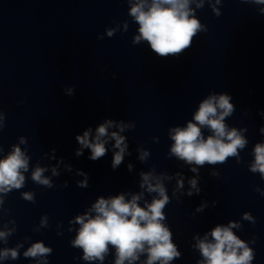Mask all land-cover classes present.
<instances>
[{
  "label": "water",
  "instance_id": "obj_1",
  "mask_svg": "<svg viewBox=\"0 0 264 264\" xmlns=\"http://www.w3.org/2000/svg\"><path fill=\"white\" fill-rule=\"evenodd\" d=\"M212 5L219 9L218 17ZM190 7L208 31L198 33L181 56L164 58L146 41L133 44L139 26L130 15L129 0H0V112L6 116L0 159L14 145L30 158L24 187L0 194V231L12 230L6 242L0 239V252H18L16 259L9 256L0 264H42L41 257L24 256L38 242L52 249L44 258L48 264H115L111 246L103 262L83 260V250L71 244L80 227L75 218L100 197L123 194L130 200L143 193L141 206L150 203L156 194L140 187V174L150 171L171 177L163 179L170 198L164 223L181 253L171 264H197L203 259L197 238L208 234L211 240L213 228L230 222L240 225L232 231L253 250L251 264H264V195L256 191L264 192V179L250 171L255 145L264 143V14L259 11L264 5L204 0L202 8L196 2ZM107 29L115 34L108 37ZM68 87H74V95L65 93ZM223 93L235 108L225 123L248 141L239 150V163L229 158L198 167L170 156V130L186 127L208 95ZM107 119L135 124L120 133L128 148L115 170L111 163L118 149L112 139L97 161L89 159L88 148L76 155L81 147L76 135L91 128L94 136ZM117 130L110 128L109 134ZM202 132L205 138L211 134L206 128ZM20 137L27 143L20 144ZM141 150L149 153L143 162ZM37 166L47 169L44 176L52 188L32 181ZM193 178L200 192L188 196ZM85 179L87 186L80 187ZM180 179L183 189L174 195ZM25 192L34 194L35 203L22 198ZM245 213L254 223L243 219ZM146 259L141 255L134 264Z\"/></svg>",
  "mask_w": 264,
  "mask_h": 264
},
{
  "label": "clouds",
  "instance_id": "obj_2",
  "mask_svg": "<svg viewBox=\"0 0 264 264\" xmlns=\"http://www.w3.org/2000/svg\"><path fill=\"white\" fill-rule=\"evenodd\" d=\"M129 2L130 15L139 26V34L133 38V44L146 41L151 51L159 57L181 56L192 47L198 33L208 31V28L195 17L194 10L190 7L191 3L196 2V7L202 8L204 0H135L134 3L129 0ZM241 2L264 5V0H241ZM215 3L220 4L221 0H215ZM212 8L213 13L218 17L221 14L219 9L215 5H212ZM259 11L264 14V8ZM125 29H127L126 24ZM115 31V29H107L106 34L112 37ZM103 38V36L98 37V39ZM64 91L69 96L75 94L74 87H68ZM231 99L227 93L210 94L203 99L186 127H175L170 130V138L174 141L170 156L198 167L206 164L213 166L224 164L229 158H236L239 163V150L244 149L248 141L240 131L236 128L230 129L225 123V119L235 111ZM261 116L264 117V112ZM5 119V114L0 112V130L5 127ZM134 127V122L126 124L123 121L107 119L95 129L94 136L91 135L92 129L88 128L82 135L75 137L81 146L77 149L76 155H83V149L88 148L91 150L89 159L97 161L106 155L107 139H112L115 141L114 147L118 149L113 154L111 163L112 169L115 170L123 162L128 148L126 138L120 133ZM110 128L118 130L109 134ZM205 128L211 132L206 138L202 132ZM261 132H264V128H261ZM26 143V139L20 137V144ZM0 151H3L2 147ZM254 155L255 161L250 166V171L259 172L261 179H264V143L255 145ZM148 156L147 151L141 150L139 159L143 162ZM29 159L18 145H14L12 150L0 159V194L6 196L13 189L19 190L24 187V173L28 171ZM198 167L191 168V171L198 172ZM128 169L131 171V164L128 165ZM46 170L37 166L31 174V179L37 185L52 188L54 186L52 180L44 176ZM52 173L53 176L59 175L55 168L52 169ZM79 174L84 175V173ZM140 175V187L148 194H156L150 203L145 200L144 206H141L143 193L132 195L130 200H126L123 194L109 199L100 197L88 212L75 218V223L80 227L71 244L83 250V260L103 262L109 253V246L115 249V264H125V262L134 264L144 254L147 256L145 264H171L173 260L180 258L181 253L177 250L178 246L173 243L172 232L164 223L166 215L163 210L170 203V198L163 179L170 180L171 177L157 176L151 171L142 172ZM211 175L219 176V173L213 171ZM188 183L190 188L187 195H193V190L199 194L197 179H190ZM79 186L86 187L87 179L80 182ZM183 186V180H178L173 194L183 189ZM256 191L264 195L259 188ZM22 198L35 203L34 194L31 192L22 193ZM3 203V197L0 196V205ZM203 207L204 205H201L197 211H202ZM243 219L253 221L248 213L244 214ZM41 224L46 226L47 216L42 218ZM238 227L240 225L235 222H230L227 226L217 225L210 233L211 240L208 234H205L203 239L197 238L195 247L203 258L197 264H251L254 259L253 250L232 231L233 228ZM11 232L12 230L0 231V239L6 242ZM252 243H255V240ZM51 251V248L38 242L28 248L24 256L41 257L42 264H48L44 258L51 254ZM9 256L16 259L17 250L5 249L0 252V259H7Z\"/></svg>",
  "mask_w": 264,
  "mask_h": 264
}]
</instances>
